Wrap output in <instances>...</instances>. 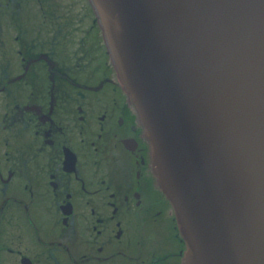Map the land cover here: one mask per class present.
<instances>
[{
	"label": "flooded vegetation",
	"instance_id": "1",
	"mask_svg": "<svg viewBox=\"0 0 264 264\" xmlns=\"http://www.w3.org/2000/svg\"><path fill=\"white\" fill-rule=\"evenodd\" d=\"M89 0H0V264H183Z\"/></svg>",
	"mask_w": 264,
	"mask_h": 264
},
{
	"label": "water",
	"instance_id": "2",
	"mask_svg": "<svg viewBox=\"0 0 264 264\" xmlns=\"http://www.w3.org/2000/svg\"><path fill=\"white\" fill-rule=\"evenodd\" d=\"M89 1L183 264H264V0Z\"/></svg>",
	"mask_w": 264,
	"mask_h": 264
}]
</instances>
